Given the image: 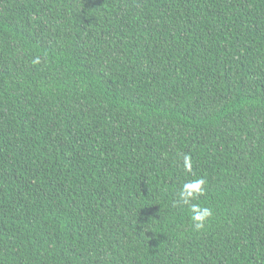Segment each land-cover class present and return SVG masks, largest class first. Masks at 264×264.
<instances>
[{"label":"trees","instance_id":"obj_1","mask_svg":"<svg viewBox=\"0 0 264 264\" xmlns=\"http://www.w3.org/2000/svg\"><path fill=\"white\" fill-rule=\"evenodd\" d=\"M0 264H264V0H0Z\"/></svg>","mask_w":264,"mask_h":264},{"label":"clouds","instance_id":"obj_2","mask_svg":"<svg viewBox=\"0 0 264 264\" xmlns=\"http://www.w3.org/2000/svg\"><path fill=\"white\" fill-rule=\"evenodd\" d=\"M34 63H39V59L35 60ZM183 160L184 170L191 173L192 164L190 157L185 155ZM206 187L207 181L205 178H195L184 182L177 193L178 202L187 206L191 225L196 232L203 231L214 215L212 208L194 202L198 197L205 194Z\"/></svg>","mask_w":264,"mask_h":264}]
</instances>
